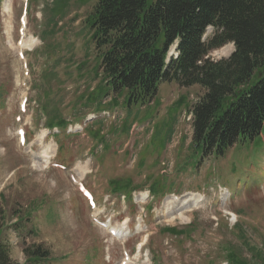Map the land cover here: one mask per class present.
Returning <instances> with one entry per match:
<instances>
[{
  "label": "rangeland",
  "instance_id": "obj_1",
  "mask_svg": "<svg viewBox=\"0 0 264 264\" xmlns=\"http://www.w3.org/2000/svg\"><path fill=\"white\" fill-rule=\"evenodd\" d=\"M8 1L12 8L7 12L6 0H0V244L12 260L26 264L24 250L41 246L50 256L42 264H229L231 250L248 264H264V255L258 261L252 253L264 252V135L202 163L193 150L189 110L204 90L176 83L160 86L157 105L126 109L124 97L111 93L100 109L84 104V122L70 125L66 134L47 130L48 117L39 113L41 98L35 91L48 89L45 78L49 83L58 75L50 95L60 104L51 108L69 120L80 96L104 85L94 71L95 44L84 29L95 0L70 1L69 14L57 25L54 0ZM234 50L230 43L210 57L226 59ZM54 62L59 67L47 73ZM69 64L74 73L81 66L79 81L76 74L62 79ZM23 99L28 100L26 113L20 110ZM178 103L167 147L163 140L150 142L159 127L167 132L162 124ZM126 121L125 135H110ZM97 123L109 144L104 151L87 129L91 124L96 130ZM21 127L25 146L17 136ZM143 154L158 165L153 188L146 179L148 168L142 173L138 167ZM116 179H130L137 188L130 195L115 193L109 182ZM74 181L94 194L95 209Z\"/></svg>",
  "mask_w": 264,
  "mask_h": 264
},
{
  "label": "trees",
  "instance_id": "obj_2",
  "mask_svg": "<svg viewBox=\"0 0 264 264\" xmlns=\"http://www.w3.org/2000/svg\"><path fill=\"white\" fill-rule=\"evenodd\" d=\"M70 1L54 0L51 13L55 25L61 21L60 17L69 14ZM84 26L95 44L94 71L104 85L88 97L80 96L81 102L71 107L74 119L69 120L58 109L51 108L60 104L59 100L53 102L50 95V84L60 82L58 75L50 77L49 83L45 78L49 86L40 98L48 117L45 126L51 131L57 128L66 134L70 125L84 122L80 115L84 104L100 109L102 99L110 93L123 96L126 109L146 108L157 105L163 83H176L183 88L200 86L204 90L189 110L193 150L202 163L224 157L234 146L264 135V0H95ZM209 27L215 32L204 41ZM176 42L178 56L167 61ZM230 43L235 51L229 58L216 61L210 57ZM57 65L54 62L47 73L55 71ZM64 71V77L76 74L77 80L81 79L79 70ZM180 108L181 103L174 106L169 112L170 120L162 124L167 132L163 134L159 127L150 142L163 140L167 147L175 123L174 113ZM92 125L87 128L92 140L96 146L102 145L104 151L109 148L103 136L104 127L97 123L99 127L94 130L89 128ZM127 125L126 121L120 128L112 129L110 135H125ZM94 154L92 157H96ZM152 160V155L143 154L140 164L138 161L140 172H144L145 166L149 170L146 179L151 188L158 167L152 165ZM109 185L113 192L129 195L137 188L130 179L111 180ZM169 231L176 234L174 228ZM184 233L177 231V235ZM24 253L27 264H42L50 258L41 246L25 249ZM252 253L263 261V251ZM227 260L229 264H248L236 250L228 253ZM0 264H17L1 244Z\"/></svg>",
  "mask_w": 264,
  "mask_h": 264
},
{
  "label": "bare ground",
  "instance_id": "obj_3",
  "mask_svg": "<svg viewBox=\"0 0 264 264\" xmlns=\"http://www.w3.org/2000/svg\"><path fill=\"white\" fill-rule=\"evenodd\" d=\"M12 2V1H11ZM11 2H9L8 0H6V10H7V12L12 8V3ZM32 42V41H31ZM31 45V44H30ZM27 47V46H26ZM51 147V146H50ZM52 153H53V149H49ZM46 151V150H45ZM45 154V153H44ZM46 157H47V155H46ZM48 158H50V157H48ZM46 161V160H45ZM48 161V160H47ZM42 163V162H41ZM47 163V162H46ZM47 165H49V164H47ZM43 166V165H42ZM44 168V167H43ZM197 200V199H196ZM191 204H193V206H194V204L195 203H193V202H185L184 203V206H190ZM116 229V228H115ZM117 236H118V234H117Z\"/></svg>",
  "mask_w": 264,
  "mask_h": 264
}]
</instances>
